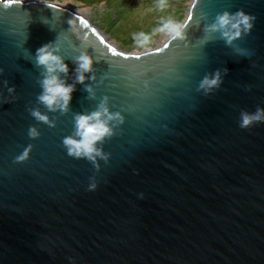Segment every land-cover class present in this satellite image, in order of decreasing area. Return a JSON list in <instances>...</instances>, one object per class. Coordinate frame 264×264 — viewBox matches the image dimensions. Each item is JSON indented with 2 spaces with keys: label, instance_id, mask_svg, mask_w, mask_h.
Wrapping results in <instances>:
<instances>
[{
  "label": "water",
  "instance_id": "1",
  "mask_svg": "<svg viewBox=\"0 0 264 264\" xmlns=\"http://www.w3.org/2000/svg\"><path fill=\"white\" fill-rule=\"evenodd\" d=\"M241 9L250 34L229 45L206 32ZM183 23L186 39L126 53L60 4L0 0V264H264V122L239 126L264 109V0H192ZM49 42L75 86L67 112L38 100ZM85 52L95 80L80 84ZM105 98L123 117L97 145L107 159L69 156L74 116Z\"/></svg>",
  "mask_w": 264,
  "mask_h": 264
},
{
  "label": "clouds",
  "instance_id": "2",
  "mask_svg": "<svg viewBox=\"0 0 264 264\" xmlns=\"http://www.w3.org/2000/svg\"><path fill=\"white\" fill-rule=\"evenodd\" d=\"M255 17L245 12L238 10L237 12H224L216 16L215 21L206 29V32H219L225 42L231 45L234 41L251 33ZM187 24L180 23L172 19H167L162 22V25L156 29L157 32H164L170 40L186 39L185 29ZM133 39L138 47H145L150 43V36L141 32L134 34ZM59 46L55 42H49L39 47L35 53V64L43 68V79L39 82L42 88V94L38 100L44 104L49 111L67 112L72 99V93L75 86L67 84L62 80L58 73H69V67L64 62L63 57L58 55ZM87 52L82 53L76 58L77 68L76 83L83 84L86 79L95 80L94 75L86 76L85 74L94 71L93 65L96 63ZM227 71V70H225ZM3 73V69H0ZM7 83V82H5ZM222 83L221 73L215 72L211 77L206 76L200 83V89L206 92L214 87H218ZM14 91L9 88V92ZM86 91L92 92L91 87H87ZM31 115L40 122L48 123L49 126H54L50 123L49 118L40 113L33 111ZM123 123V117L120 113H111L107 107V98L98 105L96 111L90 114H77L74 116L75 133L73 136H68L63 139V145L67 149L69 156L74 158H84L95 162L97 157L107 159L103 155L102 149L98 148V143L105 138L114 135V129L110 126V122ZM264 122V109L257 108L255 113L242 112L240 118V128L247 129L253 124ZM40 135L39 131L32 127L29 129V136L37 138ZM31 146L16 157V162H23L29 158ZM96 183H92L88 187V191H95ZM142 196V194H141Z\"/></svg>",
  "mask_w": 264,
  "mask_h": 264
},
{
  "label": "rangeland",
  "instance_id": "3",
  "mask_svg": "<svg viewBox=\"0 0 264 264\" xmlns=\"http://www.w3.org/2000/svg\"><path fill=\"white\" fill-rule=\"evenodd\" d=\"M69 3L74 11L83 10L84 18L113 45L126 53L160 47L164 32H157L162 22L172 19L183 23L192 0H44ZM145 33L150 43L138 47L134 34Z\"/></svg>",
  "mask_w": 264,
  "mask_h": 264
},
{
  "label": "bare ground",
  "instance_id": "4",
  "mask_svg": "<svg viewBox=\"0 0 264 264\" xmlns=\"http://www.w3.org/2000/svg\"><path fill=\"white\" fill-rule=\"evenodd\" d=\"M190 4H191V3H190ZM61 5H62V7L66 8V9H69V10H71V11H74V9H72L73 6L70 5L69 3L64 2V3L61 4ZM74 13H77L78 15H80V16H82V17H85V16H84V11H83V10H77V11H74ZM93 27H94V26H93ZM94 28H95L96 31H97V28H96V27H94ZM97 32L100 33L101 36L106 40L105 36H104L100 31H97ZM163 37H164V36H162L161 43H165V41L169 39V37H167L166 39L163 38ZM106 41H107V40H106ZM107 42H108L110 45H112V46L114 47L112 41H107ZM161 45H162V44H161ZM157 48H158V47H157ZM152 49H156V48H152ZM152 49H148V50H152ZM138 52H140V51H137V52H134V53H138Z\"/></svg>",
  "mask_w": 264,
  "mask_h": 264
},
{
  "label": "snow or ice",
  "instance_id": "5",
  "mask_svg": "<svg viewBox=\"0 0 264 264\" xmlns=\"http://www.w3.org/2000/svg\"><path fill=\"white\" fill-rule=\"evenodd\" d=\"M167 46V45H166ZM112 51H115L114 49Z\"/></svg>",
  "mask_w": 264,
  "mask_h": 264
}]
</instances>
